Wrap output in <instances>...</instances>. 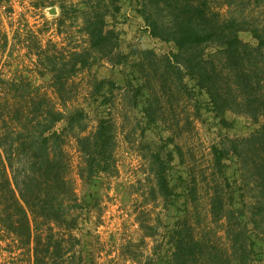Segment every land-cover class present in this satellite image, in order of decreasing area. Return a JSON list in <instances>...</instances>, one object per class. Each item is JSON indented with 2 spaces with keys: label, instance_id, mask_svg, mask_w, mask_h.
Segmentation results:
<instances>
[{
  "label": "trees",
  "instance_id": "trees-1",
  "mask_svg": "<svg viewBox=\"0 0 264 264\" xmlns=\"http://www.w3.org/2000/svg\"><path fill=\"white\" fill-rule=\"evenodd\" d=\"M235 1L136 0L150 35L172 45L158 54L153 49H119L116 24L109 21L119 11L118 0H79L87 45L67 59L61 51L34 52L42 65L39 74L49 76L50 87L63 104L71 97L70 75L105 60L129 67L125 85L140 106L141 120L154 132H166L167 100L179 93L195 106H205L223 127L231 125L227 112L257 125L248 135H226L212 145L215 171L207 221L199 220L196 204L186 206L172 223L158 220L160 238H155L149 254L131 255L137 264H255L260 260L255 240L264 238V120L260 122L264 119V0H242L246 6ZM242 31L250 33L253 42L243 40ZM6 83L14 98L10 103L6 92H0V235H8L19 254H28L31 264H97L95 245L83 239L79 224L80 212L88 210L95 197L77 196L67 177L63 148L64 131L85 129L87 112L78 108L65 114L37 89L29 94L33 86L25 77ZM109 85L115 83L94 78L92 103ZM25 91L29 98L19 94ZM59 122L65 126L56 130ZM164 138L161 149L153 152L152 190L168 199L178 195L169 173L176 145L168 148L172 135ZM76 141L83 156L80 176L84 180L92 181L114 168L115 132L109 117H98L94 129L76 136ZM231 158L235 172L229 176ZM186 181L185 195L196 202V179L192 175ZM145 235L153 234L145 230Z\"/></svg>",
  "mask_w": 264,
  "mask_h": 264
},
{
  "label": "rangeland",
  "instance_id": "rangeland-1",
  "mask_svg": "<svg viewBox=\"0 0 264 264\" xmlns=\"http://www.w3.org/2000/svg\"><path fill=\"white\" fill-rule=\"evenodd\" d=\"M1 1L0 78L4 82L0 83V92H6L11 103V87L6 82L21 76L32 83L29 94L37 89L40 95L49 97L65 114L78 108H83L88 114L83 121L85 129H64L63 148L68 162L67 177L77 196L85 200L89 199V194L95 197L93 202L88 201V210L80 212L79 224L83 239L95 245L97 264H137L131 255L149 254L155 238H160L162 230L158 220L162 224L172 223L176 216H181L186 206L196 204L200 212L199 220L207 221L208 192L214 185L212 173L215 171L211 165L212 145L219 144L226 135H248L257 125L245 116L227 112L226 118L231 125L223 127L205 106L197 107L186 98V94L179 93L176 98L167 100L163 114L166 132L156 129V133L141 120L140 106L134 104L133 93L125 85L129 67L112 65L105 60L70 75L71 97L63 104L50 87L49 76L39 74L42 65L34 52L61 51L67 59L72 52L87 45L82 14L78 11L79 0ZM240 1L243 6L247 5V1ZM118 3L119 11L109 21L116 24L119 49L124 52L153 49L158 54L171 49V44L150 35L137 11L136 0H118ZM239 35L243 40L253 42L250 33L242 31ZM52 44L56 49L52 48ZM95 77L109 79L115 85L107 86L92 103L91 90ZM19 94L29 98L26 91ZM98 117H109L114 124L115 165L110 172L99 173L92 181H86L80 176L84 161L76 136L92 131ZM64 124L57 123L55 129H63ZM145 127L147 129L142 133ZM169 134L173 142L168 148L173 145L178 148H172L169 171L170 182L178 195L164 199L152 190L154 173L151 165L153 152L161 149L164 137ZM161 154H164L163 151ZM230 160L226 174L232 176L235 160ZM192 175L197 183L196 202L187 198L184 191L186 180ZM143 226L146 232L153 235L146 236ZM255 241V250L260 258L255 264H264V238ZM0 264L31 263L28 254H19L11 238L5 234L0 235Z\"/></svg>",
  "mask_w": 264,
  "mask_h": 264
},
{
  "label": "water",
  "instance_id": "water-1",
  "mask_svg": "<svg viewBox=\"0 0 264 264\" xmlns=\"http://www.w3.org/2000/svg\"><path fill=\"white\" fill-rule=\"evenodd\" d=\"M52 9H54V8H52Z\"/></svg>",
  "mask_w": 264,
  "mask_h": 264
}]
</instances>
